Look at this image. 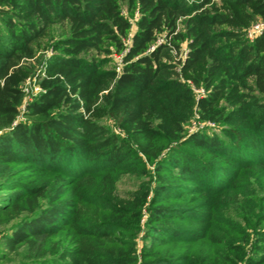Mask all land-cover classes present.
Listing matches in <instances>:
<instances>
[{"label": "trees", "instance_id": "16d2710c", "mask_svg": "<svg viewBox=\"0 0 264 264\" xmlns=\"http://www.w3.org/2000/svg\"><path fill=\"white\" fill-rule=\"evenodd\" d=\"M262 20L264 0H0V223L16 220L4 238L27 259L13 264H264Z\"/></svg>", "mask_w": 264, "mask_h": 264}, {"label": "rangeland", "instance_id": "374dc122", "mask_svg": "<svg viewBox=\"0 0 264 264\" xmlns=\"http://www.w3.org/2000/svg\"><path fill=\"white\" fill-rule=\"evenodd\" d=\"M124 12L125 14L130 18L132 22V28L130 31V35L132 36L135 31L137 30L136 25V17L138 13L136 12L135 15L131 14L128 11L127 6H124ZM264 25V20L260 21L258 24H254L251 28V32H257L258 27H261ZM62 34V28L59 26H53L50 30L47 36H45L39 43L37 44V52L34 58L27 59L26 64L31 65L33 67V73L28 77L24 84V90L26 92V96L24 99L23 104L21 105V111L22 113L25 111L27 107V103L32 101L38 93L40 92V79L38 74L42 70V68L45 66V63L47 59L55 53V49L53 47V43L59 39V37ZM162 37V36H161ZM131 39H129L128 43H130ZM187 49L186 43L183 44V55ZM112 62L108 64L106 67L108 68H119L121 66V54H112L111 55ZM38 73V74H37ZM44 75V74H42ZM43 77V76H42ZM199 92V91H196ZM106 123L113 128L117 133H122L123 130L119 128L117 125L114 124L112 120H106ZM206 123H199L197 120H192L190 123L187 124V129L192 132L201 128H204ZM137 183V179L130 175H124L119 182V192L121 195L125 196L127 192L133 190L135 188V185ZM173 203H175L176 200H172ZM264 207V202H263ZM147 213L144 212V216L142 218V222L146 220ZM16 222H8V223H0V264H13L22 260H25L26 258H22V256H18V253L10 252L9 247L7 245V242L5 240V236L9 235V230L11 229L12 225ZM262 227H264V222L262 223ZM129 235V234H128ZM142 235L143 233H138L137 235V241L139 245H142ZM57 255H55L56 257ZM5 258V259H4ZM27 260V259H26Z\"/></svg>", "mask_w": 264, "mask_h": 264}, {"label": "built area", "instance_id": "2783aa9c", "mask_svg": "<svg viewBox=\"0 0 264 264\" xmlns=\"http://www.w3.org/2000/svg\"><path fill=\"white\" fill-rule=\"evenodd\" d=\"M258 24V23H256ZM264 25H262L261 27H258V31L255 33V32H251V29H250V37H254V35L258 34L262 29H263Z\"/></svg>", "mask_w": 264, "mask_h": 264}]
</instances>
